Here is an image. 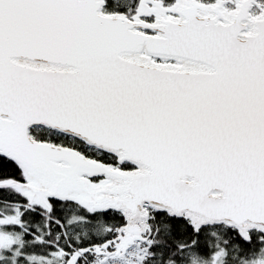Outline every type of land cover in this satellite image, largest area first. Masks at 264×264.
I'll return each instance as SVG.
<instances>
[{"label":"snow or ice","instance_id":"obj_1","mask_svg":"<svg viewBox=\"0 0 264 264\" xmlns=\"http://www.w3.org/2000/svg\"><path fill=\"white\" fill-rule=\"evenodd\" d=\"M0 264H264V0H0Z\"/></svg>","mask_w":264,"mask_h":264}]
</instances>
